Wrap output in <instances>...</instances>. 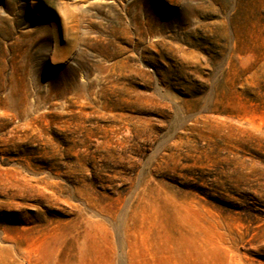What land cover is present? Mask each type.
I'll return each instance as SVG.
<instances>
[{"label": "rangeland", "instance_id": "rangeland-1", "mask_svg": "<svg viewBox=\"0 0 264 264\" xmlns=\"http://www.w3.org/2000/svg\"><path fill=\"white\" fill-rule=\"evenodd\" d=\"M0 264H264V0H0Z\"/></svg>", "mask_w": 264, "mask_h": 264}]
</instances>
